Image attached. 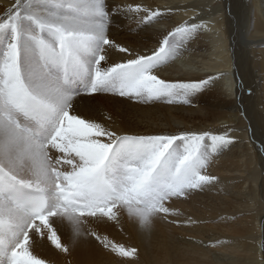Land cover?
<instances>
[{"label":"snow or ice","instance_id":"snow-or-ice-1","mask_svg":"<svg viewBox=\"0 0 264 264\" xmlns=\"http://www.w3.org/2000/svg\"><path fill=\"white\" fill-rule=\"evenodd\" d=\"M172 11L108 0H14L0 15V264H48L34 254L37 237L66 255L94 237L134 256L135 248L109 241L90 222L126 213L149 229L157 216L181 215L173 199L217 180L204 173L231 143L227 133L118 132L76 107L81 91L188 104L208 88L213 77L158 74L206 27L199 17L159 32L151 49L110 38L117 17L143 30ZM110 49L121 58L111 60Z\"/></svg>","mask_w":264,"mask_h":264},{"label":"bare ground","instance_id":"bare-ground-1","mask_svg":"<svg viewBox=\"0 0 264 264\" xmlns=\"http://www.w3.org/2000/svg\"><path fill=\"white\" fill-rule=\"evenodd\" d=\"M13 3L14 0H0V15ZM108 3H141L153 9H173L143 30L137 28L135 21L116 18L110 38L137 51L153 48L159 32L199 17L206 27L158 74L170 81L208 77L214 80L188 104L140 103L111 94H92L77 98L78 111L95 116L118 132L212 131L227 133L231 143L210 158L205 170L204 174L217 177L216 181L186 198L170 202L180 216L167 219L157 216L149 229L141 228L126 213L119 214L117 221L90 222L89 227L109 241L135 248L134 256H120L94 237L82 238L71 255L37 237L34 254L48 264H218L212 257L213 249L200 247L196 241L220 237L223 240L212 241L217 247L213 251L235 255L224 258L227 263L219 264H264V200H261L263 207L258 209L247 204L246 198L250 185L264 191V0H108ZM109 51L111 60L122 56L115 49ZM205 232L209 235L203 236ZM233 238L235 247L227 243ZM236 247L242 248L239 254Z\"/></svg>","mask_w":264,"mask_h":264},{"label":"rangeland","instance_id":"rangeland-1","mask_svg":"<svg viewBox=\"0 0 264 264\" xmlns=\"http://www.w3.org/2000/svg\"><path fill=\"white\" fill-rule=\"evenodd\" d=\"M187 60H189V58H186ZM185 62V61H184ZM264 86V85H263ZM251 89H249V90H247V92L248 93H250L251 91H250ZM263 173H264V171H263ZM257 189V188H256ZM252 185H250V186H248V188H247V190H246V198H247V200L249 201V202H247V204L248 203H250L251 205H253L255 208L257 207L258 209H260L261 207H263V203H262V201L261 200H264V191H261L260 192V189H257L256 190ZM257 209V210H258ZM168 223H170V224H174V223H171V221H168ZM176 225V224H175ZM206 235H209V234H207L206 232L205 233H203V236H206ZM188 240L190 239L189 237L187 238ZM222 238H220V237H218V239H217V237L216 238H214L212 241L213 242H218V241H220ZM235 238H233V239H230V242H227V243H230V245L232 246V247H235V245L233 244L234 242H233V240H234ZM223 240V239H222ZM236 240V239H235ZM196 241V240H195ZM212 241H210V240H208V238H206V239H203V240H199V241H196L197 242V244H199L200 245V247H203V248H205V249H209V248H211V249H215V248H217L215 245H212L213 244V242ZM237 242H238V240H237ZM212 245V246H211ZM212 250V252H211V254L213 255L212 257H214V259L217 261V263L219 264V263H227L226 262V258H229V257H231V256H234L233 254H230L229 255V253H227V252H221V251H213ZM235 251H237V254H239L241 251H242V248H237L236 247V250ZM225 258V259H224ZM223 260H225V261H223Z\"/></svg>","mask_w":264,"mask_h":264}]
</instances>
